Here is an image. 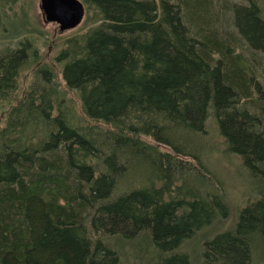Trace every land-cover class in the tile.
<instances>
[{
    "label": "trees",
    "instance_id": "16d2710c",
    "mask_svg": "<svg viewBox=\"0 0 264 264\" xmlns=\"http://www.w3.org/2000/svg\"><path fill=\"white\" fill-rule=\"evenodd\" d=\"M28 1L0 0V264H192L227 215L214 141L254 196L200 264H264V1L80 0L61 84L36 65L20 87Z\"/></svg>",
    "mask_w": 264,
    "mask_h": 264
},
{
    "label": "rangeland",
    "instance_id": "374dc122",
    "mask_svg": "<svg viewBox=\"0 0 264 264\" xmlns=\"http://www.w3.org/2000/svg\"><path fill=\"white\" fill-rule=\"evenodd\" d=\"M23 5L16 9L19 12L22 10L25 13L24 23L25 26L33 31L30 35L34 38L33 41L38 56L32 68L23 72L22 79H20V87L28 84L33 73L32 69L36 65L50 67L56 75L57 81L61 84V66L56 62L55 58L63 46L64 38L70 33H73V30L61 33L57 25L45 23L40 10V0H30L25 6ZM17 35V33L12 32L11 27H5L4 25V32L0 30V50L7 46L15 45L18 41L15 38ZM258 55L264 57V54ZM67 95L70 96L77 110L80 106L77 97L73 93H67ZM0 114L1 120L5 116V112L2 111ZM212 145L216 154L208 161L209 168L221 188L227 207V215L225 218L217 220L208 228L199 231L185 244L184 250L190 255L192 264H200L203 242L215 234L230 228L237 218L239 209L254 196L253 183L243 168L241 161L234 156L220 153V145L218 142L214 141Z\"/></svg>",
    "mask_w": 264,
    "mask_h": 264
},
{
    "label": "water",
    "instance_id": "95a60500",
    "mask_svg": "<svg viewBox=\"0 0 264 264\" xmlns=\"http://www.w3.org/2000/svg\"><path fill=\"white\" fill-rule=\"evenodd\" d=\"M40 10L45 23L57 25L61 33L77 28L85 15L80 0H40Z\"/></svg>",
    "mask_w": 264,
    "mask_h": 264
}]
</instances>
